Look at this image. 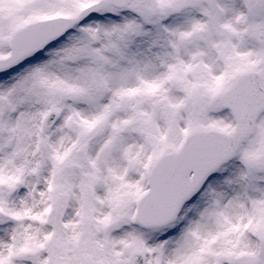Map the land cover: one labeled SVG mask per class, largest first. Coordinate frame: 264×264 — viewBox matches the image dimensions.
<instances>
[{
  "label": "snow or ice",
  "instance_id": "1",
  "mask_svg": "<svg viewBox=\"0 0 264 264\" xmlns=\"http://www.w3.org/2000/svg\"><path fill=\"white\" fill-rule=\"evenodd\" d=\"M0 264H264V0H0Z\"/></svg>",
  "mask_w": 264,
  "mask_h": 264
}]
</instances>
